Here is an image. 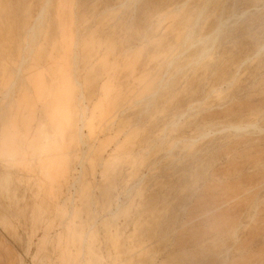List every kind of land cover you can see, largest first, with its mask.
Segmentation results:
<instances>
[{
	"label": "rangeland",
	"instance_id": "rangeland-1",
	"mask_svg": "<svg viewBox=\"0 0 264 264\" xmlns=\"http://www.w3.org/2000/svg\"><path fill=\"white\" fill-rule=\"evenodd\" d=\"M0 121L18 264H264V0H0Z\"/></svg>",
	"mask_w": 264,
	"mask_h": 264
},
{
	"label": "crops",
	"instance_id": "crops-1",
	"mask_svg": "<svg viewBox=\"0 0 264 264\" xmlns=\"http://www.w3.org/2000/svg\"><path fill=\"white\" fill-rule=\"evenodd\" d=\"M0 226L6 231L13 230V225L11 223V220L5 215L1 216V214H0ZM14 250L7 246H0V264H18L17 251ZM29 250H30V245L27 247V251Z\"/></svg>",
	"mask_w": 264,
	"mask_h": 264
},
{
	"label": "bare ground",
	"instance_id": "bare-ground-1",
	"mask_svg": "<svg viewBox=\"0 0 264 264\" xmlns=\"http://www.w3.org/2000/svg\"><path fill=\"white\" fill-rule=\"evenodd\" d=\"M36 28H37V27H36ZM36 28H35V29L33 28V29H34V31H33V32H34V35H33V36H35V37H37V36H36ZM37 33H38V32H37ZM37 39H38V37H37ZM37 39H36V40H37ZM33 40H34V39H33ZM34 41H35V40H34ZM0 122H1V121H0ZM1 137H2V136H1V131H0V138H1ZM7 183H8V182H7ZM7 183H6V184H7ZM6 187H7V186H6Z\"/></svg>",
	"mask_w": 264,
	"mask_h": 264
}]
</instances>
